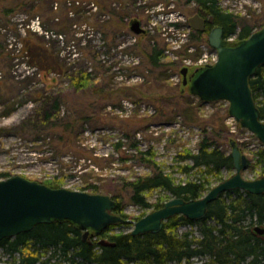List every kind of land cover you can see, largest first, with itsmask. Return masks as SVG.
I'll use <instances>...</instances> for the list:
<instances>
[{"label": "rangeland", "instance_id": "obj_1", "mask_svg": "<svg viewBox=\"0 0 264 264\" xmlns=\"http://www.w3.org/2000/svg\"><path fill=\"white\" fill-rule=\"evenodd\" d=\"M130 1H136V16L126 19V31L117 35L116 44L115 34L109 40V47H106L103 41V31L91 26L92 20H88L83 28H77L78 32L72 36L62 34L63 37H60L51 31L50 34L45 32L38 19L32 18L26 11L17 10L8 16L0 15V180L14 175L38 183L56 179L62 182V188L91 194H94V191L89 188L90 185L109 184L112 188H120L118 181L121 177L132 178L151 172L147 164L134 157L138 155V150L133 149L131 144L137 142L141 151L153 150L155 161L177 182L199 178L212 182L211 188H214L219 182L203 171L194 170L185 174L182 171L183 166L192 165L193 162L181 161V155L189 151L197 152L198 144L205 136L204 127L211 134L213 119L220 117L224 118V125L230 135L226 141L220 140L222 150L231 154L230 140H235L250 159V166L243 171V177L256 180L264 176V164L257 154L263 145L252 133L241 128L229 114L222 115L223 109L229 108V104L205 103L191 96L187 90L182 93L183 77L180 70L184 67H189L191 72L196 69L209 42L203 36L191 34L186 24L191 18V4H185V0H129L127 6L132 5ZM219 2L225 11L240 17V26L253 24L255 19L264 25V0ZM120 3L119 0H112L113 9H117ZM85 9L88 17L99 13L98 7L93 4L87 5ZM110 18V15L101 17L103 21ZM133 19L139 20L146 30L142 35L152 38L153 42L157 41L165 49L167 57L164 62L168 66L176 63L167 67L169 82L166 83L173 86L172 91L177 88L181 91L183 97L176 98L177 104L168 103L170 101L167 94H164L166 88L154 87L145 90L155 98L159 95L161 100L156 102L141 98L137 91H133L135 86L143 84L149 75V71L143 68L145 57L135 47L139 41L136 42V39L141 35H135L129 28ZM27 28L41 36L46 35V40L58 42L55 43V49L53 48L54 53H59L55 58L65 65L66 69L92 68L91 65L96 62L84 58L83 52L86 48L96 50L98 60L109 69V76H113L109 87L117 93L106 103L97 97L96 103H88V107L96 115L101 113L107 116L109 122L97 124V120L92 119L83 126L79 124L73 134H70L60 133L57 126H52L44 120V109L50 108L56 99L62 102L64 116L76 113L78 108L74 107H82L92 98L71 87L63 73L61 76H46L43 71L34 67L31 56L22 50V40L27 35ZM259 30L260 28L255 32ZM235 40L237 35L232 37V41ZM59 56L67 59L68 64L62 62ZM95 75L96 80L101 82V77L108 74H104L100 69L95 71ZM127 93L135 97L125 96ZM185 105L196 112L191 111L190 121L183 115ZM192 113L197 117V122H205H201L202 125L194 123ZM166 115H171V119ZM127 135L132 139L127 138ZM235 173V169L223 170L224 181ZM146 197L151 204L147 208L133 204L129 196L124 197L122 211L123 215H127L126 219L138 221L174 198L162 189L150 191ZM160 200H163L161 207L152 206ZM113 226L111 233H129L133 230V227L127 224ZM165 233H172L181 238L188 234L189 239L201 237L198 224H180L176 233L169 228H166ZM105 239L102 233L98 237L89 236L86 241L94 243ZM8 259L9 255L0 247V264H5ZM59 261L60 259L56 260ZM202 263L215 264L209 263L206 258L191 259L183 264Z\"/></svg>", "mask_w": 264, "mask_h": 264}, {"label": "trees", "instance_id": "obj_2", "mask_svg": "<svg viewBox=\"0 0 264 264\" xmlns=\"http://www.w3.org/2000/svg\"><path fill=\"white\" fill-rule=\"evenodd\" d=\"M119 1H121L119 7L113 9L112 0H1L0 15L8 16L17 10L19 12L26 11L30 16H33L32 18L39 20L40 26L45 32L50 34L51 31L60 37H63L62 34L72 36L73 33L78 32L77 28H83L88 20H92L91 26L103 31L105 35L103 41L106 47H109V40L115 34L114 43L116 44L117 35L126 31L128 25L126 19L133 18V15L136 14L134 11L136 1H130L132 5L128 6L127 1L129 0ZM197 1L208 5V13L214 17L215 25L223 29V37L227 41L234 35H237L235 42L245 40L255 30L264 27L257 19L253 24L247 23L245 26H240V17L224 11L218 3L219 0ZM91 4L98 7L99 13L88 17L85 8ZM185 4H191V0H185ZM103 15H110L111 18L103 21L101 19ZM27 30V35L22 40V50L31 56L34 67L43 71L46 76L50 74L61 76L63 73L71 87L92 98L82 107H74L78 108L76 113H68L64 116H62V102L56 99L50 108L44 109V120L52 126H57L60 133L70 134H73L79 124L83 126L92 119H96L97 124L109 122L110 119L107 116L101 113L96 115L88 107V103H96L97 97L106 103L111 100L114 93H117L109 87L113 76L111 74L109 76V69L105 68L101 60H98L96 50L86 48L87 50L83 52L84 58L93 63L96 62L91 65L92 68L66 69L65 65L63 66L55 58L59 55L58 52L54 53L53 51L57 41L51 40V42L46 40V35L41 36L30 28ZM49 38L51 39V37ZM146 39L148 40L146 41ZM136 42L135 47L145 57L143 68L149 71V75L145 82L140 86L136 85L133 91H137L141 98L156 102L161 100L159 95L155 98L145 90L154 87L166 88L164 94H167L168 101H170L168 103L177 104L176 98L183 97L181 91L179 88L172 91L173 86L166 83L169 82L167 67H172L176 63L173 62L170 64L171 66H168L164 62L167 57L165 49L157 41L153 42L152 38L141 35L137 37ZM59 57L61 58V56ZM66 60L61 58L62 62L68 64ZM100 69L104 74H108L101 77V82L96 80L95 75V71H100ZM164 83L166 84L161 86ZM250 87L261 111V118L264 120V65L259 67L255 76L250 79ZM128 89L132 91L130 87ZM125 96L135 97L129 93ZM185 107L183 115L187 121H190L191 111H195L193 108H188V105ZM222 112V115H227L228 108L226 107ZM192 115L194 123L202 125V121L197 122V117L193 113ZM166 116L171 119V115ZM211 126L212 135L204 127L205 136L199 142L197 152L189 151L181 155V161L192 160L193 162L192 165H184L182 171L185 174L194 170L203 171L211 175L213 180L221 183L224 181L223 170L232 171L234 169L232 156L222 150L220 143V140L226 141L230 135L222 117L213 119ZM218 126H220L219 130ZM127 136L132 139L131 136ZM131 147L138 150V155H134V157L147 164L151 169L150 173L132 178L121 177L118 181L120 188H112L109 184L89 186L94 193L103 192L117 202L116 214L128 218L127 215H123L122 211V202L126 196H129L133 204L147 208L151 204L147 201L146 195L155 189H162L172 194L174 198L185 200L202 198L205 192L212 189V182L205 179L177 182L155 161L153 150L141 151L137 142L132 143ZM257 154L264 164V147ZM262 173H264V165ZM42 184L54 189L62 187V182L56 179ZM162 205L163 200H160L152 206L157 208ZM186 223L198 224L201 237L189 239L188 234L181 238L172 233H165L166 228L176 233L177 227ZM257 226L264 227V194L253 195L236 189L220 195L216 201L212 202L209 205L207 217L201 221H190L183 216H175L165 223L161 232L139 236H133L131 232L111 233L110 231L114 228L111 226L103 232V236L114 246H102L99 241L94 243L86 241L83 239L80 229L75 228L72 223L64 221L37 225L30 232L3 239L0 241V247L10 257L5 261V264H141L143 262L183 264L196 258H206L209 263L215 264H264V235L254 231ZM57 259L60 261L56 262Z\"/></svg>", "mask_w": 264, "mask_h": 264}, {"label": "water", "instance_id": "obj_3", "mask_svg": "<svg viewBox=\"0 0 264 264\" xmlns=\"http://www.w3.org/2000/svg\"><path fill=\"white\" fill-rule=\"evenodd\" d=\"M200 24H197L196 21ZM212 21V19H210ZM196 29H202L203 19L198 15L189 19ZM135 35L146 30L139 20L129 26ZM221 27H215L209 35V44L218 52V60L212 65L180 70L183 77L182 93L186 90L205 103L227 102L228 114L252 133L264 147V120L253 96L250 79L264 65V27L245 40L227 41ZM231 156L236 173L212 188L204 197L185 200L173 198L164 206L138 221L126 219L115 213L117 202L107 194L54 189L19 175L0 180V241L32 231L37 225L68 221L83 232V239L101 236L109 227L127 224L133 227V236L157 234L165 223L175 216L190 221H201L208 215L209 205L220 195L240 189L253 195L264 194V176L247 180L243 171L250 166V159L230 140ZM257 234L264 235V227H255ZM102 246H114L100 240Z\"/></svg>", "mask_w": 264, "mask_h": 264}, {"label": "flooded vegetation", "instance_id": "obj_4", "mask_svg": "<svg viewBox=\"0 0 264 264\" xmlns=\"http://www.w3.org/2000/svg\"><path fill=\"white\" fill-rule=\"evenodd\" d=\"M218 3L220 5V7L223 9L221 3L220 2H218ZM191 12H192L191 18L198 15L199 17H201L203 19V22H202L203 28L202 29L194 28L192 26V24H190L189 19H188L186 24L188 25L189 29L191 30V34H198L200 36L205 37V40H207L209 38L208 34L210 35L212 30L215 27H218L215 25L214 17L208 13V5H206V4L203 5L202 3L198 2L197 0H191ZM210 19H212V21H210ZM196 23L200 24V22L198 20L196 21ZM191 37H192V35H191Z\"/></svg>", "mask_w": 264, "mask_h": 264}, {"label": "built area", "instance_id": "obj_5", "mask_svg": "<svg viewBox=\"0 0 264 264\" xmlns=\"http://www.w3.org/2000/svg\"><path fill=\"white\" fill-rule=\"evenodd\" d=\"M205 49L206 51L203 53L202 57L198 61L197 67L214 64L218 60V53L214 48L208 45V47Z\"/></svg>", "mask_w": 264, "mask_h": 264}, {"label": "bare ground", "instance_id": "obj_6", "mask_svg": "<svg viewBox=\"0 0 264 264\" xmlns=\"http://www.w3.org/2000/svg\"><path fill=\"white\" fill-rule=\"evenodd\" d=\"M259 26V25H258ZM195 31V30H194ZM204 33V32H203ZM206 34V33H205ZM208 36H209V34H208ZM240 148V147H239ZM151 261V260H150Z\"/></svg>", "mask_w": 264, "mask_h": 264}]
</instances>
